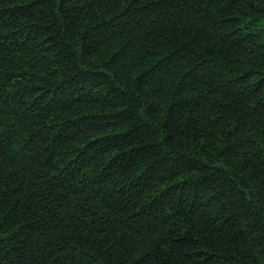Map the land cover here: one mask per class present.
Returning a JSON list of instances; mask_svg holds the SVG:
<instances>
[{
    "label": "trees",
    "instance_id": "trees-1",
    "mask_svg": "<svg viewBox=\"0 0 264 264\" xmlns=\"http://www.w3.org/2000/svg\"><path fill=\"white\" fill-rule=\"evenodd\" d=\"M0 264H264V0H0Z\"/></svg>",
    "mask_w": 264,
    "mask_h": 264
}]
</instances>
